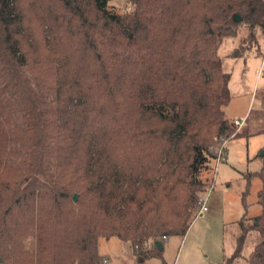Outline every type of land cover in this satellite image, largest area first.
I'll return each instance as SVG.
<instances>
[{
  "label": "trees",
  "instance_id": "trees-1",
  "mask_svg": "<svg viewBox=\"0 0 264 264\" xmlns=\"http://www.w3.org/2000/svg\"><path fill=\"white\" fill-rule=\"evenodd\" d=\"M111 1L49 0L38 20L0 0V264H103L111 238L146 264L157 241L186 235L202 172L238 135L219 49L243 25L264 34V0H134L125 14ZM35 44L53 72L29 74ZM261 158L262 211L240 221L221 264L243 256L251 231L248 263L264 264Z\"/></svg>",
  "mask_w": 264,
  "mask_h": 264
},
{
  "label": "rangeland",
  "instance_id": "rangeland-1",
  "mask_svg": "<svg viewBox=\"0 0 264 264\" xmlns=\"http://www.w3.org/2000/svg\"><path fill=\"white\" fill-rule=\"evenodd\" d=\"M133 1L112 0L108 9L117 14L129 13ZM20 3L24 12L35 13L38 20L47 17L50 11L49 0H20ZM36 47L37 44L32 45L31 51L40 66L29 67V74L40 75L46 69L53 72L56 65L52 52L44 53L39 47L35 50ZM219 55L225 71L232 76L226 114L234 121L245 120V124L236 132L237 136L229 138L225 159L220 164L214 161L201 174L209 183V191L203 197H209V208L215 203L211 212L198 215L185 236L170 237L161 254L149 257L146 264H221L235 251L241 234L240 221L246 217V226H251L252 219L262 211L258 196L262 181L258 173L263 166L264 148V34L259 31L256 39L251 40L249 28L243 25L238 36L223 40ZM260 239L259 232L251 231L243 256L234 264H249L248 253ZM27 246L34 249L35 239H28ZM99 252L103 264H139L131 244L118 238L100 239Z\"/></svg>",
  "mask_w": 264,
  "mask_h": 264
},
{
  "label": "built area",
  "instance_id": "built-area-1",
  "mask_svg": "<svg viewBox=\"0 0 264 264\" xmlns=\"http://www.w3.org/2000/svg\"><path fill=\"white\" fill-rule=\"evenodd\" d=\"M263 64H264V58H263ZM244 124H245V120H236L235 121V125L237 127V131L241 127H243ZM215 140H218V138L216 137ZM228 140L229 139H227V138L226 139H223L221 141V143L216 148V154H217L216 162L218 164H220L225 159V157H226V146H227ZM206 196H204L203 198H201L200 201H199V206L200 207H199L198 215H203V214H205V213L208 212V198L209 197L206 198ZM168 240H169V238L167 236H164V241L166 242Z\"/></svg>",
  "mask_w": 264,
  "mask_h": 264
},
{
  "label": "water",
  "instance_id": "water-1",
  "mask_svg": "<svg viewBox=\"0 0 264 264\" xmlns=\"http://www.w3.org/2000/svg\"><path fill=\"white\" fill-rule=\"evenodd\" d=\"M237 19L240 20L239 17H237ZM263 155H264V151L261 152V156H263ZM74 200H75V201L78 200V195H77V194L74 195ZM156 246H157V248H158L160 251H163V250H164V244L162 243V241H157V242H156Z\"/></svg>",
  "mask_w": 264,
  "mask_h": 264
},
{
  "label": "crops",
  "instance_id": "crops-1",
  "mask_svg": "<svg viewBox=\"0 0 264 264\" xmlns=\"http://www.w3.org/2000/svg\"><path fill=\"white\" fill-rule=\"evenodd\" d=\"M209 202H210V199H209ZM209 202H208V203H209ZM212 202H213V201H212ZM214 202H215V201H214ZM214 205H215V203L212 204V207H214ZM212 207H211V206H210V208L208 207V212H211ZM208 212H207V213H208ZM251 252H252V251H251ZM251 252L248 253V256H247V257H249V255H250Z\"/></svg>",
  "mask_w": 264,
  "mask_h": 264
}]
</instances>
